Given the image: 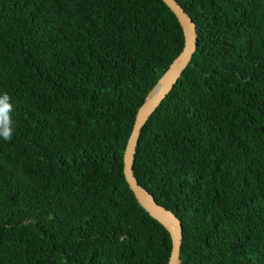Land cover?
Masks as SVG:
<instances>
[{"label": "trees", "instance_id": "1", "mask_svg": "<svg viewBox=\"0 0 264 264\" xmlns=\"http://www.w3.org/2000/svg\"><path fill=\"white\" fill-rule=\"evenodd\" d=\"M177 1L198 47L135 175L183 222V264H264V0ZM184 46L164 0H0V264L169 263L124 154Z\"/></svg>", "mask_w": 264, "mask_h": 264}, {"label": "water", "instance_id": "2", "mask_svg": "<svg viewBox=\"0 0 264 264\" xmlns=\"http://www.w3.org/2000/svg\"><path fill=\"white\" fill-rule=\"evenodd\" d=\"M164 1L174 11L182 24L185 33V46L139 109L124 154V163L127 181L138 201L146 212L162 223L171 234L173 247L168 264H183L181 257L184 238L183 222L172 210L157 202L155 197L139 183L134 171L137 149L144 126L190 65L198 47V28L193 18L177 0Z\"/></svg>", "mask_w": 264, "mask_h": 264}, {"label": "clouds", "instance_id": "3", "mask_svg": "<svg viewBox=\"0 0 264 264\" xmlns=\"http://www.w3.org/2000/svg\"><path fill=\"white\" fill-rule=\"evenodd\" d=\"M7 138V137H6Z\"/></svg>", "mask_w": 264, "mask_h": 264}]
</instances>
